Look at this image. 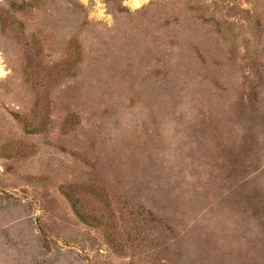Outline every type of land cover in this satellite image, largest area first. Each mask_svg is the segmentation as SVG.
<instances>
[{
    "label": "rangeland",
    "instance_id": "1",
    "mask_svg": "<svg viewBox=\"0 0 264 264\" xmlns=\"http://www.w3.org/2000/svg\"><path fill=\"white\" fill-rule=\"evenodd\" d=\"M0 264H264V0H0Z\"/></svg>",
    "mask_w": 264,
    "mask_h": 264
},
{
    "label": "bare ground",
    "instance_id": "2",
    "mask_svg": "<svg viewBox=\"0 0 264 264\" xmlns=\"http://www.w3.org/2000/svg\"><path fill=\"white\" fill-rule=\"evenodd\" d=\"M145 0H128V3L132 6V7H138L140 6Z\"/></svg>",
    "mask_w": 264,
    "mask_h": 264
}]
</instances>
